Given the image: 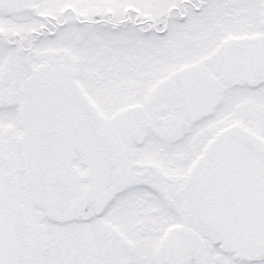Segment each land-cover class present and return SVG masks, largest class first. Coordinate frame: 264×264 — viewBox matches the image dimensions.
Segmentation results:
<instances>
[{
	"label": "snow or ice",
	"instance_id": "snow-or-ice-1",
	"mask_svg": "<svg viewBox=\"0 0 264 264\" xmlns=\"http://www.w3.org/2000/svg\"><path fill=\"white\" fill-rule=\"evenodd\" d=\"M0 264H264V0H0Z\"/></svg>",
	"mask_w": 264,
	"mask_h": 264
}]
</instances>
